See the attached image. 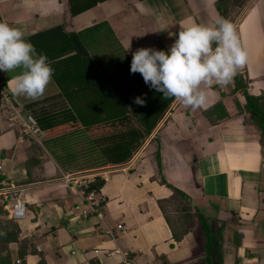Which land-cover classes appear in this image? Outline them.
Here are the masks:
<instances>
[{
    "label": "crops",
    "instance_id": "1",
    "mask_svg": "<svg viewBox=\"0 0 264 264\" xmlns=\"http://www.w3.org/2000/svg\"><path fill=\"white\" fill-rule=\"evenodd\" d=\"M67 1L0 0V21L21 29L32 44V36L43 44L53 36L44 32L59 26L80 33L87 46L93 30V38L100 41L115 35L131 58L123 36L145 31L142 23L160 26L163 22L167 31L171 24H207L218 14L227 15L219 13L217 0H133L139 7L138 12L132 11L138 21L133 14L126 17L124 6L118 11L116 1L109 0L73 16ZM250 9L238 19L235 13L226 19H233L235 29L242 27L236 33L248 54L237 74L243 73L248 91L259 95L264 91V64L257 62L262 50L257 34L262 30L264 36V11L244 18ZM102 11L104 15L95 19ZM120 16L131 20L135 30L120 31L116 27ZM155 42L157 50L167 46L161 39ZM19 71H0V86L10 100L0 89V174L6 176V186L24 188L28 214L20 221L10 219L0 194V232L13 225L20 228V239L0 252V264H124L126 254L135 264H264V152L260 131L247 122L248 113L240 111L247 99L234 90V78L224 87L206 86L207 100L201 108L193 110L175 100L135 162L70 172L63 169L52 150L55 146L48 141L52 129L44 126L55 122L52 116L64 118L73 112L59 111L65 99L53 78L38 100L13 95L12 81ZM38 112L51 115L40 118L38 134L25 133L22 117ZM62 138L73 142L74 134ZM34 141L43 150L35 165H28ZM82 174L106 178L99 194L106 201L103 220L91 212L80 184L65 178ZM173 187L189 197L194 219L179 241L164 213L165 203L173 225L184 228L182 213L175 211L171 201L165 202L172 197ZM204 203H213L219 214L216 219L205 217ZM198 214L204 216V223Z\"/></svg>",
    "mask_w": 264,
    "mask_h": 264
},
{
    "label": "trees",
    "instance_id": "2",
    "mask_svg": "<svg viewBox=\"0 0 264 264\" xmlns=\"http://www.w3.org/2000/svg\"><path fill=\"white\" fill-rule=\"evenodd\" d=\"M106 1L109 0L67 2L71 15L76 16ZM217 5L221 8L220 0L217 1ZM222 13L224 15V12ZM45 33H52L54 37L51 36L48 41L39 44L32 36V42L38 53L48 57L50 66L54 69L52 78L60 89L59 94L65 99V104L59 111L70 108L73 112H68L64 118L52 116L56 118L55 122L44 126L52 129L48 141L55 146L52 150L58 153L57 157L63 169L78 172L127 163L159 125L175 98H164L163 93L145 84L139 72L133 74L130 71L132 59L115 35L106 38L107 40L103 39L114 43V50L108 48L106 43L100 46L99 54L94 55L78 32H67L63 26H59ZM56 34L58 37H55ZM159 50L167 51L168 47L162 45ZM124 61L128 62L125 67L121 65ZM118 63L121 67L109 70V66ZM234 80L236 83L234 90L242 91L247 99L240 111L247 112V122L260 131L264 152V91L259 95L251 94L248 91V80L243 73L236 74ZM137 96L146 101L144 106L134 103ZM31 105L34 107L36 104ZM50 115V112L41 114L38 112L34 117L41 126L40 118ZM70 134H74L75 145L69 139L62 138ZM42 150L41 145L34 141L29 152L28 165H35L36 157ZM28 172L32 174L30 169ZM3 180H6V176L0 174V188L8 185ZM105 184L106 178L97 175L86 186H82V189L87 195L93 191L101 194ZM173 191L172 197L165 202L171 201L175 211L182 213L184 228L173 225V220L169 217L170 210L165 203L164 213L175 239L179 241L194 225V219L187 194L175 187ZM101 205L104 211L106 205L104 198H101ZM5 213L8 214L6 211ZM198 216L204 223V216L201 214ZM19 239L18 225L0 232V252L2 249H8L9 243ZM1 260L3 261L2 258Z\"/></svg>",
    "mask_w": 264,
    "mask_h": 264
},
{
    "label": "clouds",
    "instance_id": "3",
    "mask_svg": "<svg viewBox=\"0 0 264 264\" xmlns=\"http://www.w3.org/2000/svg\"><path fill=\"white\" fill-rule=\"evenodd\" d=\"M169 36L176 38L167 51L150 47L135 50L130 71L139 72L150 88L185 107H203L206 86L228 85L246 65L247 51L234 24L224 17L217 16L207 24L182 22L178 35L170 32ZM17 69L20 71L11 86L13 95L42 98L54 73L48 57L37 53L21 29L0 21V71ZM134 103L144 106L146 101L137 96Z\"/></svg>",
    "mask_w": 264,
    "mask_h": 264
},
{
    "label": "rangeland",
    "instance_id": "4",
    "mask_svg": "<svg viewBox=\"0 0 264 264\" xmlns=\"http://www.w3.org/2000/svg\"><path fill=\"white\" fill-rule=\"evenodd\" d=\"M117 5H114L116 3H109V6H112L114 5V7L118 9L119 11V7H123L125 8V10L123 11L124 13H126V17L130 18L129 16L132 15V11H137L139 10V7L138 5L136 4V1H133V0H124L123 2L121 0H115ZM219 1V0H217ZM253 0H220V3H221V8H219V6H215L218 8L219 10V13L221 12H224L225 11V14L227 13V15H225L224 18H227V16L232 17V15L235 13L234 15V19H238L239 15H242L245 10L250 6V10H251V13H249V11L246 13V17L244 18H248L249 19V16L251 15H258L259 16V13L260 11H264V0H256L255 4L252 5L251 2ZM223 3V4H222ZM251 4V5H250ZM137 12L135 13L136 16H137ZM104 15L103 11L102 13L99 12L98 14L96 13V15L94 16V18H99V17H102ZM221 15V14H218V16ZM92 17V13L89 15ZM136 16L133 14V17H135L134 19L138 20L136 18ZM264 16V15H263ZM221 17V16H220ZM118 19H120L119 21H116V27L118 26V29H120V31H124L127 33V31L130 33L133 30H135V25L134 23H130L131 20H128V19H125L123 17H119ZM139 21V20H138ZM162 21V20H160ZM199 22H201V19H198ZM158 23H142L141 25L144 27V30L143 31L139 26V29H141V31H139L137 34H133V33H130V34H126V36H123L124 38V43L126 45V47L128 48L129 44H130V48L129 50L133 53L135 50H137L138 48H141V47H150V48H154L155 49V40L158 38L159 40L161 39L163 41V44L165 43L169 48L170 46L172 45L173 43V37H170L169 36V33H174V32H177L179 31V27H176L175 24H171L170 27L167 28V31H164L166 29H163L165 27V25H163V22L160 23V26L157 25ZM154 27V28H153ZM241 26L238 27L236 29V32H242L241 31ZM99 28H97L98 30ZM155 29V30H154ZM92 32L95 33V31L93 30ZM94 33L91 34V37L92 39L89 41V44H90V48L92 49V52L94 53V55H98L102 45H106L107 44V47L110 48V49H113L114 50V43H112L111 41H106V40H97L96 38H93L95 37ZM169 37V38H168ZM168 38V39H166ZM170 39V40H169ZM261 39V40H260ZM167 41H171L169 44L167 43ZM103 42L105 44H103ZM257 42L261 44L260 48L262 47V50L259 52V63H261L262 65L264 64V36L262 34V30L260 31V34L258 35L257 34ZM251 43V42H250ZM246 46L250 49H253V45H248L246 44ZM116 47H117V44H116ZM109 49V50H110ZM126 49V48H125ZM119 50L121 51V47L119 48ZM122 52H123V49H122ZM128 53V52H127ZM132 58V57H131ZM121 63V62H120ZM128 63V62H127ZM126 61L122 62V66L125 67L127 65ZM255 63V62H254ZM118 67H121L118 63V65H111L109 66V70L112 69V68H118ZM113 70V69H112ZM15 115H20V113L18 112H15ZM20 117V116H18ZM77 177V176H75ZM213 203H211L210 205H208L207 203H204V214L206 215L205 217H209L211 219V217H214V219H216L219 214L217 212V210H214V206L212 205ZM28 207V206H27ZM211 209V210H210ZM202 221V220H201Z\"/></svg>",
    "mask_w": 264,
    "mask_h": 264
},
{
    "label": "built area",
    "instance_id": "5",
    "mask_svg": "<svg viewBox=\"0 0 264 264\" xmlns=\"http://www.w3.org/2000/svg\"><path fill=\"white\" fill-rule=\"evenodd\" d=\"M0 89H1V93L4 96L5 100L10 101L8 93L1 86H0ZM22 123H23L22 125H23V129L25 133L32 134V135L38 134L37 132H39L40 128L34 116L32 115L23 116ZM139 155H140V151L134 155V157L131 159V163L135 162L138 159ZM0 169H2L1 165H0ZM65 178L68 181H70L73 178L75 182L80 184V186L82 187L88 184V182L91 180V175L82 174V175H78L77 177L65 176ZM23 191H24V188L22 187L18 188L12 185L3 186L0 188V194L4 196V201L7 202L6 209L8 212V216L10 219L14 221H20L26 218L28 214V207L23 198ZM82 193L84 194L86 200L89 203L91 212L103 220L105 218V213L102 210L103 207L101 205V197L99 196V194L93 191L87 195L84 190L82 191ZM119 227L124 228L122 224H119ZM115 251L120 252L119 249ZM125 256L126 257L124 259V264H135V261L133 258L129 257L128 254H126ZM18 262L20 263V260H18Z\"/></svg>",
    "mask_w": 264,
    "mask_h": 264
}]
</instances>
